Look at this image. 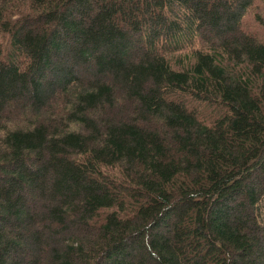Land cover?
<instances>
[{
  "label": "trees",
  "instance_id": "1",
  "mask_svg": "<svg viewBox=\"0 0 264 264\" xmlns=\"http://www.w3.org/2000/svg\"><path fill=\"white\" fill-rule=\"evenodd\" d=\"M254 7L0 0V264H264Z\"/></svg>",
  "mask_w": 264,
  "mask_h": 264
},
{
  "label": "rangeland",
  "instance_id": "2",
  "mask_svg": "<svg viewBox=\"0 0 264 264\" xmlns=\"http://www.w3.org/2000/svg\"><path fill=\"white\" fill-rule=\"evenodd\" d=\"M261 15L260 18L264 19V10L263 7H259V8H252L251 11H249L247 14H245V16L242 19V25L244 27H247V30L249 32H253V35H257L258 37H264V27L263 24H260V20L258 19L259 17H257V15ZM4 41H7V36L6 38L4 37ZM185 53H187L188 55H190L189 53V49L185 50L184 52H178L172 55V57H169V61L170 64L173 67H178V63L177 61L182 58L180 56L186 55ZM187 55L188 59L191 60V58H189V56ZM181 64V62H180ZM179 64V65H180ZM207 119V118H205ZM206 121H210V119H207ZM264 198V195H263Z\"/></svg>",
  "mask_w": 264,
  "mask_h": 264
}]
</instances>
